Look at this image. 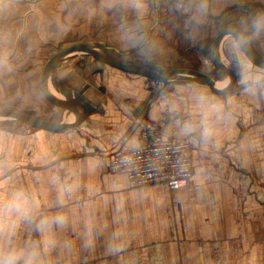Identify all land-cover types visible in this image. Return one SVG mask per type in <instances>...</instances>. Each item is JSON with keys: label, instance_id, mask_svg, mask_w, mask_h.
I'll return each mask as SVG.
<instances>
[{"label": "crops", "instance_id": "1", "mask_svg": "<svg viewBox=\"0 0 264 264\" xmlns=\"http://www.w3.org/2000/svg\"><path fill=\"white\" fill-rule=\"evenodd\" d=\"M260 18L264 0H0V110L76 124L74 111L42 92L48 61L76 44L161 74L191 69L216 80L212 48L227 29L243 31L264 60ZM237 46L228 36L219 55L241 68L243 89L226 95L190 80L156 90L89 56L66 58L49 88L64 99V90L89 86L91 107L76 127L0 121V201L24 190L35 204L30 219L5 220L0 247L34 251L33 264H264V70ZM143 120L192 145L187 187L131 188L108 170L140 146Z\"/></svg>", "mask_w": 264, "mask_h": 264}, {"label": "water", "instance_id": "2", "mask_svg": "<svg viewBox=\"0 0 264 264\" xmlns=\"http://www.w3.org/2000/svg\"><path fill=\"white\" fill-rule=\"evenodd\" d=\"M232 37L241 48L242 53L247 58V60L255 67L264 70V60L260 59L252 50L250 43L247 39L246 34L239 29H227L219 34L215 39L212 48V63L214 67L222 74L226 75L230 81L226 88H218L216 85V80L211 78L207 74H203L191 69H173L166 75H161L157 71H152L147 67L138 64H127L115 60L109 56L105 48L101 45H90V44H76L74 46L63 49L58 54L53 56L46 64L43 75H42V92L45 98L52 104L70 108L78 116L76 124H61V123H50L43 121L27 115L22 112L0 110V121H16L21 122L25 126L44 130L48 132H59L62 130H67L76 127L86 116L88 108L91 107L88 102L83 98L85 92L88 90L89 86H85L80 92H74L72 90H64V99H58L52 95L49 88V79L52 72L60 65L64 60L74 54H80L84 56H89L97 62L114 68L116 70L126 72L128 74L141 76L151 81H156L162 84H171L176 81L190 80L197 82L199 84L207 86L214 93L219 95L232 94L234 92L240 91L243 88L236 87L238 77L241 71L240 65L238 64V59L235 60L234 66H226L220 59V52L222 47V42L226 37ZM234 58V57H233ZM237 61V62H236ZM82 114H80V110Z\"/></svg>", "mask_w": 264, "mask_h": 264}, {"label": "built area", "instance_id": "3", "mask_svg": "<svg viewBox=\"0 0 264 264\" xmlns=\"http://www.w3.org/2000/svg\"><path fill=\"white\" fill-rule=\"evenodd\" d=\"M153 82L157 89L167 86ZM136 125L140 146L118 153L108 162V170L124 175L131 188L163 184L179 191L187 187L193 175L192 145L165 139L159 128L145 120Z\"/></svg>", "mask_w": 264, "mask_h": 264}, {"label": "clouds", "instance_id": "4", "mask_svg": "<svg viewBox=\"0 0 264 264\" xmlns=\"http://www.w3.org/2000/svg\"><path fill=\"white\" fill-rule=\"evenodd\" d=\"M254 27L257 31L264 28V18H260L254 22ZM208 132L206 130L205 135ZM35 204L31 201L29 195L24 190L14 192L10 198L0 201V236L5 232V220H11L14 216L17 219H30L33 213ZM55 222L62 223L63 217L57 216ZM9 235L12 233V226L7 225ZM35 252H29L24 249L7 250L0 247V264H18V261H24V264H33Z\"/></svg>", "mask_w": 264, "mask_h": 264}, {"label": "rangeland", "instance_id": "5", "mask_svg": "<svg viewBox=\"0 0 264 264\" xmlns=\"http://www.w3.org/2000/svg\"><path fill=\"white\" fill-rule=\"evenodd\" d=\"M78 57H79V58H80V57L82 58L83 56H82V55H78ZM169 72H170V71H169ZM169 72H165V75H166L167 73H169ZM210 73L213 74L214 76H216V78H217V79L215 78L216 80H220V79H221V80H223V81L226 80V81L228 82V77H226V76L223 77V75H221L222 73L219 74L217 71H214V70L211 71ZM161 75H163V74H161ZM151 82H152V86H153V88L156 89V90H158V89L156 88V86H158V85H157L156 83H154L153 81H151ZM220 84H221V83H220ZM223 84H224V83H223ZM223 84H221V85H223Z\"/></svg>", "mask_w": 264, "mask_h": 264}, {"label": "flooded vegetation", "instance_id": "6", "mask_svg": "<svg viewBox=\"0 0 264 264\" xmlns=\"http://www.w3.org/2000/svg\"><path fill=\"white\" fill-rule=\"evenodd\" d=\"M227 50H229V49H227ZM105 51L107 52V50H105ZM228 52H230V51H228ZM232 52H242V50H241V48L239 46H237L235 51L232 50Z\"/></svg>", "mask_w": 264, "mask_h": 264}, {"label": "trees", "instance_id": "7", "mask_svg": "<svg viewBox=\"0 0 264 264\" xmlns=\"http://www.w3.org/2000/svg\"><path fill=\"white\" fill-rule=\"evenodd\" d=\"M163 75H165V72L164 73H162ZM7 124H9V123H12L11 121L10 122H6Z\"/></svg>", "mask_w": 264, "mask_h": 264}, {"label": "bare ground", "instance_id": "8", "mask_svg": "<svg viewBox=\"0 0 264 264\" xmlns=\"http://www.w3.org/2000/svg\"><path fill=\"white\" fill-rule=\"evenodd\" d=\"M217 86H223V85H221L220 83H218V84H216Z\"/></svg>", "mask_w": 264, "mask_h": 264}]
</instances>
